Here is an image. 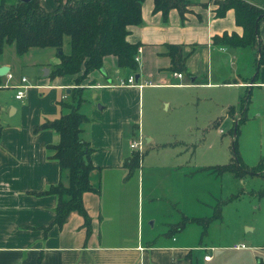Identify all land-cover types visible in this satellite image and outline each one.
<instances>
[{
    "label": "crops",
    "instance_id": "0c3cea01",
    "mask_svg": "<svg viewBox=\"0 0 264 264\" xmlns=\"http://www.w3.org/2000/svg\"><path fill=\"white\" fill-rule=\"evenodd\" d=\"M192 1L184 19L176 9L163 15L152 10L153 0L142 2L141 24L130 26L126 37L139 44L135 84L119 85L120 79L136 73L118 67L112 55L103 58L104 71L95 70L81 82L80 112L89 120L80 124L79 136L91 147L88 158L94 168L88 180L96 189L82 194L90 216L89 233L75 211L61 228L52 224L57 196L37 193L60 179L59 162L50 147L58 143L59 133L50 127L34 128L68 111L59 102L68 98L75 76H48L58 62L53 48L42 49L35 59L27 58L30 52L18 55L13 45H9L12 55L2 52L0 65H7L12 77L1 76L0 85V264H264V255L243 242L223 245L220 236L216 243L195 246L177 239L174 232L189 222L178 226L185 214L168 222L164 233L147 224L150 221L154 227L158 219L155 189L145 180L152 178L153 172L140 166L144 150L138 153L129 144L144 134L152 146L161 144L153 145L154 125L143 124L144 103L147 115L151 113L148 106L156 102L153 93L160 94L159 101L167 110L173 109L168 115L172 116L182 102L183 91L199 100L205 98L202 89L203 94L207 88L221 90L222 116L233 124L232 141L242 163L257 160L256 165L264 159V64L256 66L252 46H231L215 39L242 33L233 9L218 17L211 0ZM247 1L257 5L261 0ZM258 27L264 42V16ZM169 44L181 46L187 72L169 69ZM21 76L26 77L25 82L20 81ZM20 83L27 88L25 96L17 99ZM244 97L247 101L242 106ZM193 125L203 126L186 127ZM133 152L139 163L130 170L126 159ZM214 220L221 221L212 218L206 226L190 222L200 225L204 233ZM207 254L209 258L204 259Z\"/></svg>",
    "mask_w": 264,
    "mask_h": 264
},
{
    "label": "trees",
    "instance_id": "16d2710c",
    "mask_svg": "<svg viewBox=\"0 0 264 264\" xmlns=\"http://www.w3.org/2000/svg\"><path fill=\"white\" fill-rule=\"evenodd\" d=\"M57 7L53 11L45 10L38 0H0V55L5 45H13L15 52L22 55L32 50L53 48L57 52L58 62L51 66L48 76L74 75L75 86L70 89L68 98L60 100V107L68 111L53 120H45L34 130L50 127L59 133L57 144L51 145L52 157L60 167V179L56 184L41 190L39 194H55L52 224L61 228L73 211L82 216V226L90 230V216L84 208L82 194L96 191L88 180V174L94 168L88 156L89 143L79 136L80 124L89 119L80 112L83 103L84 87L82 80L88 74L103 67V58L112 55L118 67L131 72L138 71V43L127 40L129 27L141 24V4L144 0H55ZM215 5V15L221 17L228 9H233L235 23L242 33L232 32L215 39L223 40L231 46L250 45L255 49V64H264V42L259 37L258 22L264 16L261 9L247 0H211ZM192 0H153V11L165 15L170 9H176L181 18H185ZM206 5V3H204ZM69 42V51L64 52L63 42ZM169 69L187 72L185 57L180 45H167ZM60 51V52H59ZM1 85V76H0ZM242 99V106L246 103ZM233 109V108H232ZM235 161L220 165L216 173L224 170L236 176L259 174L264 177V159L256 165L247 166L236 157ZM130 170L139 163L135 152L126 159ZM264 194V189L261 192ZM221 219L216 208L212 217L189 218L183 216L178 226L187 221H199L206 226L212 219Z\"/></svg>",
    "mask_w": 264,
    "mask_h": 264
},
{
    "label": "rangeland",
    "instance_id": "374dc122",
    "mask_svg": "<svg viewBox=\"0 0 264 264\" xmlns=\"http://www.w3.org/2000/svg\"><path fill=\"white\" fill-rule=\"evenodd\" d=\"M38 1L47 11L57 7L55 0ZM4 50L7 55L13 54L9 45H5ZM63 50H69L67 39L63 42ZM40 51L37 48L32 50L27 58L35 59ZM27 73L29 75V71ZM188 93L183 91L182 102L172 116L168 115L173 109L167 110L159 101V93H153L156 102L148 106L151 113L146 115L145 103L143 106V124L148 121L154 125L153 145L161 143L152 146L144 134V157L140 166L153 172V177H145V180L150 181L155 189L157 200L154 204L158 217L154 227L150 221L147 224L157 233H164L168 222L177 221L181 214L189 218L212 217L219 208L221 221H212L204 233L200 225L189 221L180 231L174 232V237L197 246L216 243L221 236L223 245L243 242L264 255V194L261 193L264 177L259 174L236 176L227 170L216 173L218 166L235 161L236 157L242 162L239 149L232 141L233 124L230 119L224 121L222 116L225 107L219 102V94L223 95V92L207 88L203 94L202 89L200 93L205 98L199 100L189 98ZM195 123L203 126L186 127ZM250 161L245 163L253 166L257 160ZM168 162L171 166L166 167Z\"/></svg>",
    "mask_w": 264,
    "mask_h": 264
},
{
    "label": "built area",
    "instance_id": "2783aa9c",
    "mask_svg": "<svg viewBox=\"0 0 264 264\" xmlns=\"http://www.w3.org/2000/svg\"><path fill=\"white\" fill-rule=\"evenodd\" d=\"M257 6L261 9V11L263 12L264 14V0H262V2L260 4H257ZM136 60H138V57L136 55ZM176 76H181L180 73H174ZM7 77L8 78H11L12 77V74L7 72ZM20 81L21 82H25L26 81V77L24 76H21L20 77ZM135 79H134V76L133 75H129L127 76L126 78L124 79H120L119 80V85H133L135 84ZM27 88V85L25 83H20L19 85H17V90H16V93H15V97L17 99H22L24 96H25V90ZM142 146H143V138L141 135H138L136 138L132 139L130 141V144H129V147L131 149H133L134 151H137L138 153L140 152V150L142 149ZM240 247H244V244H241ZM204 259H208L209 258V255H204L203 256Z\"/></svg>",
    "mask_w": 264,
    "mask_h": 264
},
{
    "label": "water",
    "instance_id": "95a60500",
    "mask_svg": "<svg viewBox=\"0 0 264 264\" xmlns=\"http://www.w3.org/2000/svg\"><path fill=\"white\" fill-rule=\"evenodd\" d=\"M20 1L26 2V1H28V0H20ZM59 52H60V51H59ZM8 70H9V67H8L7 65H0V76L6 75L7 72H8ZM100 70H101V71H104L103 68H101ZM43 71H44V74H47L48 69H47V68H44ZM138 77H139V74L136 73V74L134 75L135 81L138 80Z\"/></svg>",
    "mask_w": 264,
    "mask_h": 264
}]
</instances>
